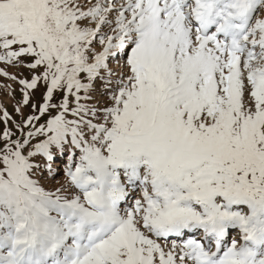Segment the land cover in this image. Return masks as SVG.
Returning <instances> with one entry per match:
<instances>
[{"label":"snow or ice","instance_id":"obj_1","mask_svg":"<svg viewBox=\"0 0 264 264\" xmlns=\"http://www.w3.org/2000/svg\"><path fill=\"white\" fill-rule=\"evenodd\" d=\"M0 64L46 88L0 136V264H264V0H0Z\"/></svg>","mask_w":264,"mask_h":264},{"label":"rangeland","instance_id":"obj_2","mask_svg":"<svg viewBox=\"0 0 264 264\" xmlns=\"http://www.w3.org/2000/svg\"><path fill=\"white\" fill-rule=\"evenodd\" d=\"M97 50H102L99 44L96 45ZM124 58L121 57V64L123 63ZM111 66L115 69L116 63L111 62ZM0 68L4 69L9 73V76L17 77L16 80L9 79L5 76H0V136H2L5 130L10 131L13 136V139H23L21 131L17 127V125L23 127L27 118L33 115H39V112L35 110L32 105L40 106L44 103L43 97L46 91V88L43 84L37 86L34 90H26L29 92L30 101L27 106L23 104V86L19 83V80L26 79L30 80L33 75H39L42 71L41 69L31 70L24 66H13L0 64ZM102 81H96L94 90L90 93L92 96L91 100L81 101L87 105L98 104L99 107L103 108L106 106H110L111 101L109 100L107 94L105 93L104 88L102 87ZM83 95V93H81ZM63 94L56 93L53 97V103L59 104L62 102ZM8 100V101H7ZM70 102L72 106H75V102L70 98ZM2 104V105H1ZM19 108L20 112L18 113L16 109ZM7 112L10 119L5 123L4 112ZM57 114L56 109L51 110V115ZM51 118L49 114H45L41 116L38 121H33V124L36 127L43 125L46 123L47 119ZM32 130L31 125L24 129V135H26L27 131ZM45 139L43 136H36L30 141L28 146L29 149L33 148L37 143L42 142ZM0 146H2V141H0ZM27 151V150H26ZM55 152V149L53 150ZM76 151V162L78 163L79 151ZM60 157V158H59ZM34 160L40 164V167L34 170L33 179L36 180L40 187L44 188L47 192H54L57 188H61L65 192V194L74 193L76 190L74 187L70 186L68 177L66 175V167L69 164L68 154L65 152L63 156L58 155L56 160L59 161V165L52 166L55 169L52 170V173H49L46 170L44 162L42 158L36 157Z\"/></svg>","mask_w":264,"mask_h":264},{"label":"bare ground","instance_id":"obj_3","mask_svg":"<svg viewBox=\"0 0 264 264\" xmlns=\"http://www.w3.org/2000/svg\"><path fill=\"white\" fill-rule=\"evenodd\" d=\"M120 62H121V60H120ZM8 101V100H7ZM2 105V104H1ZM59 165V167L61 166L60 164H58V162L57 161H55L53 164H52V166H58ZM52 169H55L54 167L52 168ZM46 170H47V168H46Z\"/></svg>","mask_w":264,"mask_h":264}]
</instances>
